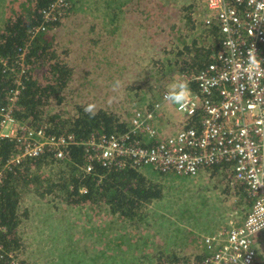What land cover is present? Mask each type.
Segmentation results:
<instances>
[{
  "label": "rangeland",
  "instance_id": "rangeland-1",
  "mask_svg": "<svg viewBox=\"0 0 264 264\" xmlns=\"http://www.w3.org/2000/svg\"><path fill=\"white\" fill-rule=\"evenodd\" d=\"M148 4L135 7L142 13L130 19L128 13L118 10L119 0H72L69 15L61 19L63 25L47 33L50 48L68 61L72 78L61 93L64 100L47 106L43 126L50 115L63 120L72 114L75 104H94V110L111 111L128 124L134 109L150 107L155 95L160 99L163 92L183 82L185 71L179 69L185 61L189 71L195 70L192 50L214 44L211 27L215 19L206 0H148ZM111 15L125 21L117 29L98 33L101 20ZM3 23L0 21V26ZM98 37L100 41L94 43L92 39ZM101 46L117 58L120 67L113 76L106 75L116 65L111 63L103 73L94 56L81 58L88 48H93L95 55ZM26 68L21 62L20 73ZM165 109L159 110L157 119L160 132L168 134L178 130L185 119L174 103L169 102ZM218 169L180 176L140 167L150 170L143 174L162 188V197L148 208L147 224L129 221L104 202L73 205L50 195L39 199L42 207L37 208L38 197L31 191L20 208V234L29 256L24 260L30 264L33 251L42 255V264L47 258L48 264H156L164 259L168 263L174 255L188 258L201 254L205 237L226 236L251 206L240 183L232 179L231 166ZM32 172L41 180L58 178L50 166ZM254 246V264H264V229L256 233Z\"/></svg>",
  "mask_w": 264,
  "mask_h": 264
},
{
  "label": "built area",
  "instance_id": "built-area-1",
  "mask_svg": "<svg viewBox=\"0 0 264 264\" xmlns=\"http://www.w3.org/2000/svg\"><path fill=\"white\" fill-rule=\"evenodd\" d=\"M206 4L219 28L221 46L212 61L183 72L187 101L183 108L175 104L185 119L178 130L163 134L156 124L162 104L170 102L165 99L169 90L150 107L134 109L122 132L93 131L86 139H78L73 133L54 134L43 126L20 123L15 119L14 106L22 71L15 75L16 87L8 103L0 104V139L12 138L19 144L0 166V177L2 168L44 152L67 161L77 143L84 149L85 173L93 171L95 165L122 166L125 161L135 168L150 166L164 174L179 175H196L209 166H231L232 179L250 198L249 211L226 236L204 238L206 253L199 262L182 260L177 264H251L256 255L255 235L264 229V0H206ZM70 5L69 0H52L41 11L42 21L29 30L30 38L54 30L50 23L63 19ZM0 63L14 71L3 58ZM190 82L197 90L190 89ZM4 230L0 214V233ZM0 260L24 264L2 243Z\"/></svg>",
  "mask_w": 264,
  "mask_h": 264
},
{
  "label": "trees",
  "instance_id": "trees-1",
  "mask_svg": "<svg viewBox=\"0 0 264 264\" xmlns=\"http://www.w3.org/2000/svg\"><path fill=\"white\" fill-rule=\"evenodd\" d=\"M51 2L52 0H8L4 11L6 20L0 26L2 27L0 30V58L6 60L7 64L14 70L9 72L0 63V104L8 103L10 93L16 87L15 75L20 72L19 64L23 61L27 68L21 73L22 86L15 102L14 116L20 123H27L36 127L43 126L41 121L47 106H53L55 102L64 100L61 93L68 87L72 78V69L68 65V61H65L50 48L51 40L48 38V31L39 32L30 38L29 30L42 21L41 11ZM69 2L71 5L66 9L68 11L65 17L69 15L72 7V0ZM118 10H120L119 5ZM115 17V15L104 17L97 32L101 34L111 31L114 27L115 29L119 28L125 19H115ZM62 25L60 19L51 22L49 26H55L58 29ZM211 28L214 44L207 48H195L190 53V60L195 69L212 61L214 59L213 52H217L221 46L218 26L213 24ZM51 38L53 40L54 36ZM92 41L98 43L100 38L92 39ZM92 49L88 48L81 53V58L86 59V57L92 58L94 56L96 66H103V73L109 70L112 63L116 66L106 76L115 75L120 67L117 58L114 55L111 57V53L105 50V46H101L95 55L91 53ZM21 53H23V57H21ZM187 63L185 61L179 71L189 72ZM189 86L192 91L197 90L193 82H190ZM85 106V104H75L74 112L63 116V120L54 119L56 114L50 115L43 127L54 134L73 133L78 139H86L88 134L93 131L122 132L127 128V123L120 120L113 112L101 108L94 110L95 115H89L84 111ZM191 123L190 121L189 124ZM18 148L19 144L15 139H0L1 167ZM83 154L82 145L77 143L72 146L70 158L65 162L56 159L50 152H44L11 168H2L0 214L5 230L0 233V243L3 244L6 251L11 250L14 256L18 257L24 264H28L24 258H29V256L20 234L22 222L20 208L22 200L31 191L38 197V202L39 199H46L50 195L60 202L73 205L104 202L112 212L139 224H147L149 206L162 197L161 186L143 174V172L148 174L150 170H139L138 167L135 168L133 164L125 161L122 166L95 165L93 171L85 173L82 170L84 165ZM45 166L56 169L57 180L55 178L41 180L39 176L33 174L34 168L36 171H40ZM226 166L228 167V165H215L205 169H218ZM152 169L157 174H162L161 171ZM240 188L243 189L241 184ZM41 207L39 202L37 208ZM205 253L206 250L188 258L174 255V258L168 259V263L164 259L156 264H177L182 260L199 262ZM21 256L23 258H20ZM30 258L33 259L30 264H42V255L39 252L33 251ZM255 258L256 255H254L251 264H254ZM68 259L70 260V258ZM68 259L66 258V260ZM48 263H50L49 258L45 264ZM0 264H8V262L0 260Z\"/></svg>",
  "mask_w": 264,
  "mask_h": 264
},
{
  "label": "crops",
  "instance_id": "crops-1",
  "mask_svg": "<svg viewBox=\"0 0 264 264\" xmlns=\"http://www.w3.org/2000/svg\"><path fill=\"white\" fill-rule=\"evenodd\" d=\"M7 1L8 0H0V21H3V22H5V20H6V15H5L4 11L6 9ZM148 5H149L148 0H122V1L119 0L120 11L122 12V14L128 13V15L130 16V19H132V17L136 16L137 14L140 15V13H142V11L141 12L136 11L135 7L140 6L142 8H145ZM170 89L171 88H169V90ZM155 97H156V100H160L159 98H157L156 95H155ZM168 104H169V102H164L162 104L163 107L160 110L166 111L165 107ZM168 109H171V107H169ZM156 124L158 125L157 120H156ZM161 133L165 134L164 132H161Z\"/></svg>",
  "mask_w": 264,
  "mask_h": 264
},
{
  "label": "clouds",
  "instance_id": "clouds-1",
  "mask_svg": "<svg viewBox=\"0 0 264 264\" xmlns=\"http://www.w3.org/2000/svg\"><path fill=\"white\" fill-rule=\"evenodd\" d=\"M118 84H119V82L117 81L116 86H118ZM165 99L174 103V104H177L181 108H183L184 104L187 101V85H186V83L177 82L176 84H174L171 87V89L168 92H166ZM94 108H95L94 104H88L84 107V111L86 113H88L89 115H95ZM157 121H158V119H157ZM162 174H164V173H162ZM165 174H168V173H165ZM177 175H179V174H177ZM180 176H183V175H180Z\"/></svg>",
  "mask_w": 264,
  "mask_h": 264
}]
</instances>
